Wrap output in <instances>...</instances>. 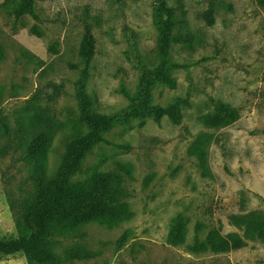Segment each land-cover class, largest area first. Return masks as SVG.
<instances>
[{"label": "rangeland", "instance_id": "obj_1", "mask_svg": "<svg viewBox=\"0 0 264 264\" xmlns=\"http://www.w3.org/2000/svg\"><path fill=\"white\" fill-rule=\"evenodd\" d=\"M159 0H34L35 20L16 17L22 0H0V239L18 238L14 213L34 200L24 155L35 128V109L62 127L53 134L46 171L54 177L67 146L86 135L75 99L78 50L89 24L95 38L86 91L94 110L115 116L137 97L141 81L157 67ZM176 26L170 49L175 87L156 85L151 104L176 106L180 120L135 119L117 125L81 162L71 183L131 167L124 202L132 218L112 227L89 223L73 231L51 230L45 245L61 260L81 247L97 254L74 264H264V244L248 242L224 254L193 253L213 229L238 233L230 215L264 213V0H163ZM209 14L211 21L204 18ZM34 27L41 37L32 34ZM128 95V96H126ZM232 110L234 121L216 128L202 119ZM202 142L204 160L191 154ZM129 146L123 150L118 146ZM186 220V239L167 243L170 223ZM127 234L125 245L117 246ZM0 264H27L23 253L1 255Z\"/></svg>", "mask_w": 264, "mask_h": 264}, {"label": "trees", "instance_id": "obj_2", "mask_svg": "<svg viewBox=\"0 0 264 264\" xmlns=\"http://www.w3.org/2000/svg\"><path fill=\"white\" fill-rule=\"evenodd\" d=\"M14 14L16 17L29 14L35 20L38 19L34 12V0H22L14 9ZM202 16L211 21L209 14ZM175 26L173 10L165 1L159 0L156 17L159 63L149 78L142 79L140 94L134 98L129 97V108L119 115L109 116L94 110V100L86 91L90 65L95 55V38L91 26L84 24V34L78 50L79 66L71 67L79 69L75 99L80 120L87 133L67 146L56 175L50 177L46 171V159L53 134L62 124L55 121L47 111L35 109L33 121L36 126L26 140L24 152L32 173L35 197L21 212L14 213L20 235L9 241L0 239L1 255L8 256L19 251L25 256L27 264H74L75 261L92 260L97 254L81 247L69 249L61 260L45 245L47 235L51 230L73 231L89 223L112 227L132 218L133 215L124 202L123 188L124 179L131 177L130 166L116 162L112 171L97 172L83 182L71 183L70 180L79 171L84 157L95 146L109 143L104 135L117 125L127 124L135 119H151L158 123L163 117L179 122L178 107L151 104V90L154 86L174 88L176 79L172 76L173 71L189 68V65L175 63L170 58ZM32 34L36 37L42 35L38 27L33 28ZM235 117L232 110H220L216 115L205 117L201 121L207 127L216 128L234 121ZM118 148L129 150L126 145ZM191 154L204 160L205 152L201 141L193 145ZM228 221L238 233L223 235L220 228L213 229L203 241L196 239L190 251L196 254L207 251L224 254L237 251L248 242L260 241L264 244V213L230 215ZM186 233V220L182 215H177L170 223L167 243L173 247L183 245ZM126 237L127 234L121 236L117 242L118 247L125 245Z\"/></svg>", "mask_w": 264, "mask_h": 264}]
</instances>
